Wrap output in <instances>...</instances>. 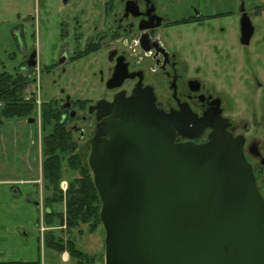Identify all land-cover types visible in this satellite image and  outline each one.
<instances>
[{"label": "flooded vegetation", "instance_id": "1", "mask_svg": "<svg viewBox=\"0 0 264 264\" xmlns=\"http://www.w3.org/2000/svg\"><path fill=\"white\" fill-rule=\"evenodd\" d=\"M0 2L17 4L1 19L16 54L0 74L21 76L29 87L45 83L38 92L62 114L82 156L102 112L97 104L137 92L195 136L177 142L205 143L212 128L199 129L200 121L224 119L264 199V1ZM41 25L50 32L46 50L37 42Z\"/></svg>", "mask_w": 264, "mask_h": 264}, {"label": "water", "instance_id": "2", "mask_svg": "<svg viewBox=\"0 0 264 264\" xmlns=\"http://www.w3.org/2000/svg\"><path fill=\"white\" fill-rule=\"evenodd\" d=\"M97 108L87 165L104 264H264V199L224 119L200 121L212 128L205 143H181L178 136H195L150 96Z\"/></svg>", "mask_w": 264, "mask_h": 264}, {"label": "trees", "instance_id": "3", "mask_svg": "<svg viewBox=\"0 0 264 264\" xmlns=\"http://www.w3.org/2000/svg\"><path fill=\"white\" fill-rule=\"evenodd\" d=\"M29 81L15 74H0V125L9 119H32L36 116V96L24 100V89ZM62 114L50 102L40 103V131L42 135V177L52 195L45 198L46 209L43 217L48 227H65L76 229L81 225H89L93 232L101 225L98 213L100 202L94 188L90 170L84 157L77 150V145L61 123ZM78 173V177L69 179L65 197L62 195L59 182L63 178L62 164ZM64 212L54 210L55 205L63 203ZM43 248L59 254L68 253L76 264H95L93 257L82 252L73 240L56 239L51 232L46 236ZM4 264H40L31 262H7Z\"/></svg>", "mask_w": 264, "mask_h": 264}, {"label": "rangeland", "instance_id": "4", "mask_svg": "<svg viewBox=\"0 0 264 264\" xmlns=\"http://www.w3.org/2000/svg\"><path fill=\"white\" fill-rule=\"evenodd\" d=\"M18 1V0H17ZM1 5V2H0ZM3 5V4H2ZM0 6V73L4 71H10L14 66V62L11 59L14 54H16L15 46L12 43L10 36L7 31L4 30L3 25L1 24V19H9L13 12H15V3L11 2L8 6V2L4 6ZM28 4H24V7H28ZM4 7V11L2 8ZM12 9V10H11ZM40 25V24H39ZM37 42H40L43 45L44 50L49 47L50 44V32L43 27H37L36 29ZM4 65V66H3ZM30 83V82H29ZM30 85V84H29ZM26 87L24 89L31 96H37L40 102H50V98L43 96L38 92V88L45 83L36 82V85L31 87ZM36 98V97H35ZM37 105V104H36ZM33 124L28 123L27 119H9L5 120V125L3 131L5 133L6 139L12 137L13 131L17 128L18 134L20 136L21 142L19 143V157L17 158L16 164L9 163L10 154L6 155L3 159V163H0L4 168L0 167V171H3L9 175L19 176L21 179L35 177L36 184V195L35 200L39 205L34 208L33 206L27 207V205L19 201V210L13 212V216L10 218L13 219V223H19L20 227L26 229L30 232L31 237L25 242L22 241L20 236L15 239L13 249V256L15 260L30 261L37 257L38 248L39 255L42 261V264H70L65 263L62 260V257L54 252L53 250L43 248L44 241L49 232L57 239L66 241L67 239L73 240L78 249L86 253L88 256H91L95 260V264H104V230L100 225L97 230L91 231L89 225H81L76 229L67 230L65 227H48L44 224L43 217L45 216L46 209L44 207L45 198L52 195V189L47 188L46 182H44L42 177V133L40 131V114L38 115V110L36 109V116L32 118ZM4 122V121H3ZM22 126V128L18 126ZM79 126V124H77ZM76 136V134H75ZM72 137V136H71ZM74 138V136H73ZM75 140V139H73ZM75 142V141H74ZM12 146V145H11ZM8 152H11L10 146L8 145ZM13 148V147H12ZM77 150L79 151V146L77 145ZM80 152V151H79ZM82 154V153H81ZM88 152L83 153L85 162H87ZM62 174L63 178L59 182L66 183L68 188L69 179L72 180L78 177L77 172L71 171L66 162L62 164ZM91 174V173H90ZM59 184V188H60ZM66 191H61L62 195L65 197ZM54 210L58 212H64L65 205L64 202L57 204L54 207ZM0 215V221H1ZM43 228V231H41ZM38 238V239H37ZM39 245V246H38ZM69 260V259H68ZM71 262V261H70ZM75 262V261H72ZM75 264V263H74Z\"/></svg>", "mask_w": 264, "mask_h": 264}, {"label": "crops", "instance_id": "5", "mask_svg": "<svg viewBox=\"0 0 264 264\" xmlns=\"http://www.w3.org/2000/svg\"><path fill=\"white\" fill-rule=\"evenodd\" d=\"M5 124L6 123L4 121L0 125V163H3L5 161L3 158L11 153L9 155L10 161L8 162L16 164L18 161L17 158L19 157V154H21L18 147L19 143L21 142L20 136L16 128L15 131H13L12 137L9 140L6 139L5 133L2 130ZM18 127L22 128L21 125ZM8 145L10 146L11 152H8ZM0 167L4 168L2 165H0ZM36 184L37 181L35 177L21 179L19 176L13 174L9 175L3 171H0V215L3 216L1 217L2 219L0 221V264L7 262H31L37 260L40 262V264H42L39 255V248L37 257L30 261L15 260L13 259L14 256L12 254V246L14 245L15 239H17L16 243H18V237L20 236L22 241L25 242L29 239V237H31V234L28 230L21 228L19 223L14 224L13 219H11L10 216L12 217L13 212L19 210V201L24 202L27 207H37L36 203L38 202L34 198L37 189ZM59 255L62 257V260L65 263H75L72 262L74 260L69 258L67 252Z\"/></svg>", "mask_w": 264, "mask_h": 264}, {"label": "built area", "instance_id": "6", "mask_svg": "<svg viewBox=\"0 0 264 264\" xmlns=\"http://www.w3.org/2000/svg\"><path fill=\"white\" fill-rule=\"evenodd\" d=\"M31 98H33V96H31L28 92H27V90H25L24 91V100L25 101H28V100H30ZM36 104H37V110H38V115L40 114V100H39V98H37V96H36ZM66 188H67V184L66 183H61L60 184V189L62 190V191H66ZM41 231H43V228H41Z\"/></svg>", "mask_w": 264, "mask_h": 264}]
</instances>
